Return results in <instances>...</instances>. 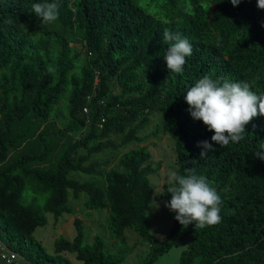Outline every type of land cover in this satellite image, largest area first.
I'll return each instance as SVG.
<instances>
[{
    "label": "trees",
    "instance_id": "obj_1",
    "mask_svg": "<svg viewBox=\"0 0 264 264\" xmlns=\"http://www.w3.org/2000/svg\"><path fill=\"white\" fill-rule=\"evenodd\" d=\"M45 2L59 4L56 21L44 23L34 13L32 5ZM262 25L264 10L256 0H242L237 7L230 0H0V241L29 264H72L66 254L82 264H122L123 257L110 256L99 237L84 244L78 219L73 239L57 238L53 256L35 241L36 229L48 223L46 214L54 223L71 214V191L75 198L87 195V210L108 209L107 230L120 243L126 231L148 242L145 264L167 253L185 228L189 246L177 264H264V160L256 156L264 153V116L245 126L239 142L213 144L215 150L200 159L198 142H211L214 133L190 116L184 100L205 75L247 81L264 94ZM165 28L192 46L180 74L169 71L164 59L170 46L164 43ZM60 104L64 113L55 115ZM154 113L173 140L175 173L194 168L222 201L221 220L214 226H182L172 212L171 232L161 241L147 226L146 208L153 199L147 176L160 170L150 164L148 148L123 153L119 170L105 171L93 160L107 149L141 145L146 137L140 132ZM41 125L46 126L37 133ZM122 133L121 143L110 139ZM57 137L65 138L63 150L55 168L43 170L38 165L52 156ZM30 140V151L10 159ZM71 172L102 178L104 186L74 180ZM27 186L46 196L42 205L36 196L23 202ZM168 186L163 185L166 203Z\"/></svg>",
    "mask_w": 264,
    "mask_h": 264
},
{
    "label": "rangeland",
    "instance_id": "obj_2",
    "mask_svg": "<svg viewBox=\"0 0 264 264\" xmlns=\"http://www.w3.org/2000/svg\"><path fill=\"white\" fill-rule=\"evenodd\" d=\"M72 47L80 48L79 45H72ZM61 110L56 112L55 115H62L64 113L63 104H60ZM24 125V124H22ZM46 125H41L39 133L45 128ZM56 127H60V123H56ZM56 128V129H57ZM125 133L112 134L110 139L119 144ZM140 136L146 137V140L141 144L129 143L119 147L116 150L107 149L100 153L95 154L93 160L103 163L105 171L109 169H120L118 166L119 157L134 148L146 146L151 154L150 164L153 166L159 165L160 170L156 173H152L147 176L153 188V199L146 208L147 226L150 236L155 240H164L171 232L173 226V214L165 207L166 200L163 197V185H169V179L172 173H175V156L173 150V140L166 135L162 130V116L154 113L151 116L150 123L147 127L140 132ZM33 141L30 140L25 146L15 150L10 154V159H15L20 154L28 152L33 146ZM65 143L64 137H57L52 139L53 153L46 163L38 165L41 169H53L55 168L58 157L63 150ZM70 177L74 180L96 181L100 186H104L102 178H97L91 175H86L81 172H71ZM36 193L34 190L27 186L26 191L23 193V202L29 204L35 201ZM37 204L42 205L46 199V196H36ZM87 199L85 193H80L77 198L74 194L68 192V206L71 208V214H64L58 220V223H54V218L51 214H46L47 225L36 229L33 236L36 242H38L44 249L47 256L54 255V243L57 238L63 237L66 240L71 241L75 236L74 221L80 220L83 225L84 231V244L91 245L94 243V238L99 237L105 244V250L113 258L123 257L122 264H145L151 251V245L148 242H142L138 235L134 231L125 232V243L122 244L116 240L107 230L108 209L103 210H87L84 207V202ZM190 234L185 229H182L175 241L173 242L170 250L158 256L151 264H177L183 251L189 246ZM135 248L132 251L134 243ZM34 249L37 248L34 246ZM2 251V250H1ZM132 251V253H130ZM36 252V251H35ZM36 254V253H35ZM72 264H82L77 261L72 254H66ZM2 261V260H1ZM4 262V261H3ZM0 262V264H4ZM6 264V263H5ZM17 264H21L20 261ZM40 264H49L45 261H41ZM194 264H197L195 262Z\"/></svg>",
    "mask_w": 264,
    "mask_h": 264
},
{
    "label": "clouds",
    "instance_id": "obj_3",
    "mask_svg": "<svg viewBox=\"0 0 264 264\" xmlns=\"http://www.w3.org/2000/svg\"><path fill=\"white\" fill-rule=\"evenodd\" d=\"M241 2L230 0L233 7ZM256 4L259 10H264V0H256ZM32 8L44 23L58 19L59 4L56 2L34 3ZM6 22L11 23V20ZM163 37L164 43L170 45L164 55L167 68L180 74L184 70L186 57L192 54V46L187 38L168 28L164 29ZM252 87L247 81L214 80L205 75L187 90L184 100L190 116L202 121L208 131L214 133L211 142H198L197 147L202 149L200 159L215 150L213 144L226 147L230 142H239L244 138L245 126L257 116H264V94L258 95ZM256 156L264 160L261 151H257ZM167 192L171 200L165 207L176 213L175 219L182 226L194 224L196 228H204L220 222L221 198L206 177L197 175L194 168L185 169L184 175L172 173Z\"/></svg>",
    "mask_w": 264,
    "mask_h": 264
},
{
    "label": "built area",
    "instance_id": "obj_4",
    "mask_svg": "<svg viewBox=\"0 0 264 264\" xmlns=\"http://www.w3.org/2000/svg\"><path fill=\"white\" fill-rule=\"evenodd\" d=\"M0 247H1V253H0V259L2 261H4L7 264H17L19 261H21L22 259L20 258V256L11 251L5 244H3L0 241Z\"/></svg>",
    "mask_w": 264,
    "mask_h": 264
},
{
    "label": "crops",
    "instance_id": "obj_5",
    "mask_svg": "<svg viewBox=\"0 0 264 264\" xmlns=\"http://www.w3.org/2000/svg\"><path fill=\"white\" fill-rule=\"evenodd\" d=\"M0 253H1V247H0ZM66 258H67V256H66ZM69 259V258H68ZM70 260V259H69ZM0 262H3V261H1V259H0ZM4 263V262H3ZM20 263L21 264H29L28 262H25L24 260H21L20 261ZM5 264V263H4ZM7 264V263H6Z\"/></svg>",
    "mask_w": 264,
    "mask_h": 264
}]
</instances>
